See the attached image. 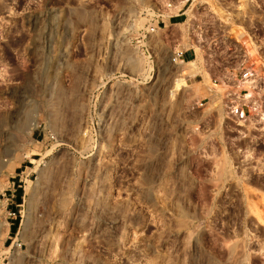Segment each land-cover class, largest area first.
<instances>
[{"label":"rangeland","instance_id":"1","mask_svg":"<svg viewBox=\"0 0 264 264\" xmlns=\"http://www.w3.org/2000/svg\"><path fill=\"white\" fill-rule=\"evenodd\" d=\"M167 2L0 0V264H264V123L212 82L242 45Z\"/></svg>","mask_w":264,"mask_h":264},{"label":"built area","instance_id":"2","mask_svg":"<svg viewBox=\"0 0 264 264\" xmlns=\"http://www.w3.org/2000/svg\"><path fill=\"white\" fill-rule=\"evenodd\" d=\"M178 3L180 6L175 4L174 7L179 14H184L192 44L198 50H202L205 43L212 48L229 44L227 39L230 37H235L234 42L242 45L241 50H233L231 57L225 58L230 65L219 72L224 79L212 80L226 94L225 119L244 130L251 129L253 124H259L257 121L264 123V0H178ZM172 6L170 2L166 3V7ZM192 9L209 14L214 23L210 35L205 36L204 23L198 21L197 15L186 14ZM161 16L160 12H156L149 19L157 20ZM151 24L149 22L143 29V36L154 30V24ZM186 52L189 56L195 55L192 45L176 49L171 56L172 62L186 63ZM211 91L218 90L211 87ZM18 185L11 180L0 189V210L11 225L20 215L19 204L13 201Z\"/></svg>","mask_w":264,"mask_h":264},{"label":"crops","instance_id":"3","mask_svg":"<svg viewBox=\"0 0 264 264\" xmlns=\"http://www.w3.org/2000/svg\"><path fill=\"white\" fill-rule=\"evenodd\" d=\"M180 14L177 12V9H176V13H175V16H179ZM188 52H186L187 54Z\"/></svg>","mask_w":264,"mask_h":264},{"label":"trees","instance_id":"4","mask_svg":"<svg viewBox=\"0 0 264 264\" xmlns=\"http://www.w3.org/2000/svg\"><path fill=\"white\" fill-rule=\"evenodd\" d=\"M17 193H18V192H17ZM17 193H16V195H15V196H16V198L18 199V194H17ZM15 224H16V222H15ZM13 228H14V227H13Z\"/></svg>","mask_w":264,"mask_h":264},{"label":"bare ground","instance_id":"5","mask_svg":"<svg viewBox=\"0 0 264 264\" xmlns=\"http://www.w3.org/2000/svg\"><path fill=\"white\" fill-rule=\"evenodd\" d=\"M237 31H238V30H237ZM186 63H187V62H186ZM186 63H185V64H186Z\"/></svg>","mask_w":264,"mask_h":264}]
</instances>
